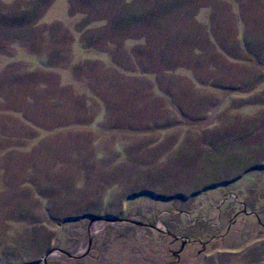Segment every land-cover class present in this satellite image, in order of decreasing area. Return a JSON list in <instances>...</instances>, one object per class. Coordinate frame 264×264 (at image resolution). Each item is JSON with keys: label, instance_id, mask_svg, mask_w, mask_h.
Listing matches in <instances>:
<instances>
[{"label": "rangeland", "instance_id": "obj_1", "mask_svg": "<svg viewBox=\"0 0 264 264\" xmlns=\"http://www.w3.org/2000/svg\"><path fill=\"white\" fill-rule=\"evenodd\" d=\"M169 1L0 0V264H264V0Z\"/></svg>", "mask_w": 264, "mask_h": 264}, {"label": "crops", "instance_id": "obj_2", "mask_svg": "<svg viewBox=\"0 0 264 264\" xmlns=\"http://www.w3.org/2000/svg\"><path fill=\"white\" fill-rule=\"evenodd\" d=\"M200 1H202V0H200ZM204 2H207V1H209V0H203ZM233 1V0H232ZM226 2H231L230 0H226ZM175 2H172V1H169L168 0V5H169V7H170V4H174ZM198 19L200 20V25H204L203 24V22H207V25H208V22L209 21H212V19H215V14L214 13H212V10L211 9H203V10H200V12L198 13ZM217 18V17H216ZM251 46V45H250ZM43 60V62H41V64H45V65H47V66H49L48 68H53V70L52 71H50V73L53 75V76H55L56 77V75H59V76H61V73L59 74L58 72H59V70H60V68H62L63 66H64V64H61L63 61H61V60H56V59H47V58H43L42 59ZM12 61H14V62H17V61H15V60H12ZM27 61H28V63L29 64H35L36 66H39V67H41L40 65H39V63H38V61L37 62H35V61H30V59H27ZM40 61V60H39ZM22 62H23V60H22ZM74 64H77V62H75V61H72V62H70V64L69 63H66L65 64V66H68L69 67V69H66V71H64L65 73H69V74H71V76H72V74H74V71H73V67H74ZM6 65H9L8 64V61H6L5 62V67H6ZM59 68V69H58ZM35 70V69H34ZM58 70V71H57ZM40 71H42V70H40ZM9 76V75H8ZM61 87H63V86H61ZM208 91V90H207ZM222 91V89H220V91H217V92H221ZM217 92H215V93H217ZM204 93H207V92H204ZM2 98H4L3 96H1ZM0 113H2V112H0ZM1 115V114H0ZM60 115H62V114H60ZM71 116H72V114H70ZM4 116V115H3ZM6 116L8 117V118H10V119H12L9 115H7L6 114ZM63 117H61V116H57V117H55V120L53 121L54 123H56V125H58V124H60V122H62V125H63V118H65V121H66V119H67V122L69 121V123L72 121V119H73V117H68V115H62ZM2 118V117H1ZM60 121V122H59ZM64 121V122H65ZM57 122H59V123H57ZM53 123V124H54ZM6 124H8V123H6ZM1 125V124H0ZM27 124H25V126H26ZM63 131V130H62ZM14 132V129H10V130H7V129H5V128H3V127H1L0 126V162H2V160H4V157L6 156V154L8 153V151L10 150V148L13 146H11V143H14V141H15V136L12 134ZM60 132V131H59ZM50 135H52L51 133H49ZM46 137V136H45ZM45 137H43V138H45ZM43 138H38L37 139V141L40 143L42 140H43ZM25 142H29L28 140L27 141H25ZM37 142V143H38ZM29 144H30V142L26 145V146H29ZM119 144V143H118ZM118 146V145H117ZM2 163H4V161L2 162ZM1 168H3L2 166H1V163H0V169ZM1 170H3V169H1ZM4 172V171H3ZM1 174V173H0ZM2 175V174H1Z\"/></svg>", "mask_w": 264, "mask_h": 264}, {"label": "water", "instance_id": "obj_3", "mask_svg": "<svg viewBox=\"0 0 264 264\" xmlns=\"http://www.w3.org/2000/svg\"><path fill=\"white\" fill-rule=\"evenodd\" d=\"M97 219L107 220V218H103L101 216H98ZM108 221H111V222H115V221H118V222H130V223H132L134 225H138V226H142L143 225L142 223H139V222L128 221V220H120V219L114 218V217L113 218H108ZM46 258H47V256H46ZM46 258L43 259L44 262H46Z\"/></svg>", "mask_w": 264, "mask_h": 264}]
</instances>
